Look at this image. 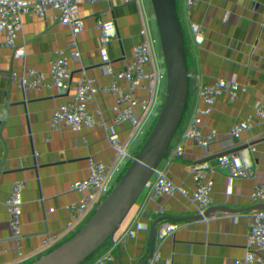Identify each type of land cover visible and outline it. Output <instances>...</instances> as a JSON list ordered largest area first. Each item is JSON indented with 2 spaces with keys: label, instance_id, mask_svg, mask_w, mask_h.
Wrapping results in <instances>:
<instances>
[{
  "label": "crops",
  "instance_id": "0c3cea01",
  "mask_svg": "<svg viewBox=\"0 0 264 264\" xmlns=\"http://www.w3.org/2000/svg\"><path fill=\"white\" fill-rule=\"evenodd\" d=\"M241 2L264 8V0H232L231 7ZM69 3L81 20L72 29L60 26L44 13L35 12L23 0H0V30L15 29L20 39V49L14 60L8 62L0 56V89H20L21 83L14 73L27 72L34 86L46 82L50 87V104L49 111L40 117L42 127L60 123L68 110H76L91 89L92 74L87 70L82 72L76 61L63 59L60 54L95 43L105 48L115 38L122 19V0H69ZM206 26H225L233 30L205 34L264 32V25L257 16L245 23ZM148 38L146 30L131 34L123 45L125 53L130 55L149 42ZM218 56L206 60L188 59L169 66L168 73L149 80L135 106L133 137L142 169L146 204L145 236L135 264H142L154 239L160 238L156 231L158 216L174 210L192 211L201 222L196 223L193 231L185 225L175 230L169 245L160 249V264H186L192 254L211 246L215 234H236L245 252L264 256V88L238 102L231 99L234 93L231 85L214 83L204 89H193L177 105L172 117L158 120L147 147L143 144L142 126L157 92L184 69L201 63L227 64L232 73L261 69L257 58ZM67 83L80 89L79 96L71 103L61 92ZM197 98L201 101L195 109L192 103ZM35 99L32 94L30 101L34 103ZM252 111H256L253 118ZM188 116H193L190 123H186ZM239 126H244L245 131L240 132ZM80 129L74 117L68 119L65 130L39 131L36 146L41 161L35 167L39 192L26 189L28 219L38 209L40 198L56 217L69 213L59 198L57 151H71L73 155L72 166L65 174L71 199L82 201L91 188V179L99 172V141L105 149L107 143L100 127L97 135H82ZM148 153L158 158L155 172L147 160ZM28 170L26 158L17 155L12 143L6 141L0 148V203L5 212L9 192L14 183L27 184ZM31 225L30 220L25 223L0 220V264H62L59 258L40 259L34 263L24 257L8 261L11 242L29 231ZM94 226L105 228L102 222ZM120 229L117 226L116 232ZM72 233L73 228L57 224L47 234L46 241L52 247L57 242L61 251L68 255ZM227 263V255L218 253L201 264ZM75 264H89L88 255L81 254Z\"/></svg>",
  "mask_w": 264,
  "mask_h": 264
},
{
  "label": "built area",
  "instance_id": "2783aa9c",
  "mask_svg": "<svg viewBox=\"0 0 264 264\" xmlns=\"http://www.w3.org/2000/svg\"><path fill=\"white\" fill-rule=\"evenodd\" d=\"M23 2L35 12L44 13L49 19L69 29L81 21L69 0H23ZM231 2L232 0H122L123 14L118 27V37L110 49L104 50V46L95 43L60 54L63 59L76 61L82 72L89 71L92 74V81L89 94L77 104L75 111L68 110L58 124L48 123L46 127H42L40 117L49 111L50 104V87L46 82L34 86L27 72L14 73L15 78L21 83L20 89H0V148L6 141H10L12 150L26 158L29 168L25 175L27 184L14 183L9 192L7 212L0 203V220H14L18 223L30 220L32 223L29 231L19 234L11 242L8 251L9 262L18 261L22 257L33 263L40 259L59 258L62 264H75V260L86 253L89 264H100L101 256L117 231L119 214L124 210V205L118 200L112 184L114 171L110 167L107 150L99 141L100 152L97 162L99 172L91 179V188L79 202L71 199L65 181L67 169L72 166V152H55V158L59 163L57 179L59 198L69 213L65 217H56L40 198L38 209L33 217L28 219L26 189L39 192L35 167L41 161V153L36 146L37 135L40 130L48 133L65 130L68 119L74 117L80 123L82 135L99 133V106L104 103L109 81L115 71L114 64H120L127 58L123 45L133 33L146 30L149 41H154L187 28L220 23H245L256 16L264 25V8L244 2L232 8ZM19 49L20 39L16 30H0V56L11 62ZM258 65L261 69L232 73L231 67L227 64L201 63L173 76L157 92L142 126L145 148L154 132L153 126L159 119L172 117L177 105L193 89H204L214 83L231 85L234 87L231 99L235 102L258 93L264 88V60L258 59ZM79 91V87L67 83L61 92L65 100L71 103L79 96ZM32 94L36 97L34 103L30 101ZM200 101L197 98L192 106L198 108ZM255 115L256 111H252L251 118ZM175 120L173 118V121ZM238 130L244 132L245 127L239 126ZM147 160L155 172L158 167L157 156L148 153ZM96 222L104 223L105 228L97 229L94 226ZM198 222H201V219L192 211L174 210L168 215L158 216L156 231L160 238L154 239L142 264H160V249L169 245L175 230L185 225L189 231H193ZM57 224L73 228L68 255L61 251L57 242L52 247L46 241L47 234ZM122 227L123 222L119 234ZM218 253L227 255V264H264V256L244 251L243 242L236 234L230 236L215 234L211 246L202 252L192 254L186 264H201Z\"/></svg>",
  "mask_w": 264,
  "mask_h": 264
},
{
  "label": "water",
  "instance_id": "95a60500",
  "mask_svg": "<svg viewBox=\"0 0 264 264\" xmlns=\"http://www.w3.org/2000/svg\"><path fill=\"white\" fill-rule=\"evenodd\" d=\"M117 37L118 32L104 50L110 49ZM216 55L264 60V32L172 35L149 41L122 63L114 64L115 71L106 90L103 113L124 202V221L107 264H135L145 236L144 185L133 137V116L139 95L149 80L167 67L187 59ZM192 120L193 116H188L186 123Z\"/></svg>",
  "mask_w": 264,
  "mask_h": 264
},
{
  "label": "rangeland",
  "instance_id": "374dc122",
  "mask_svg": "<svg viewBox=\"0 0 264 264\" xmlns=\"http://www.w3.org/2000/svg\"><path fill=\"white\" fill-rule=\"evenodd\" d=\"M233 30V28H225V26L223 27H220V26H202V27H192V28H187V29H184V30H180V32H173V33H170L168 36H172V35H176V34H179L181 33L182 35H201V34H205L207 32H210V31H224V30ZM180 35V34H179ZM129 55H127L128 57ZM214 57H219L218 55L216 56H211V57H203V58H198L197 60H206L208 58H214ZM188 60V59H187ZM168 68V67H167ZM162 70L160 71L159 73L156 74V76L154 75L155 78H159V77H162L163 75H165V73H168L169 70ZM153 77V78H154ZM99 123H100V128H101V131L102 133H104V138H105V142L107 143V146H106V154H107V158L109 160V164H110V167L111 169L114 171V174L112 176V184L114 186V189H115V192L117 194V197H118V200L120 201V203L122 205H124V202H123V198L121 196V189H120V184H119V178H118V172H117V167H116V163H115V158H114V154H113V150H112V146H111V142H110V138H109V134H108V130H107V127H106V124H105V119H104V113H103V104H101L99 106ZM120 217H119V225H118V229H120V223L122 225V222L124 221V210L121 211V213L119 214ZM121 234V233H120ZM119 232H116V239L114 237V239L112 240L111 244L109 245V247L104 251V255H102L101 257V263L102 264H107L109 259L111 258V255L117 245V242L119 240V237L118 235H120Z\"/></svg>",
  "mask_w": 264,
  "mask_h": 264
},
{
  "label": "trees",
  "instance_id": "16d2710c",
  "mask_svg": "<svg viewBox=\"0 0 264 264\" xmlns=\"http://www.w3.org/2000/svg\"><path fill=\"white\" fill-rule=\"evenodd\" d=\"M139 98H140V95H139V97H138V99H137V102H138V100H139ZM137 102H136V105H137ZM140 253V252H139ZM139 255V254H138ZM138 258V257H137ZM137 260V259H136Z\"/></svg>",
  "mask_w": 264,
  "mask_h": 264
}]
</instances>
